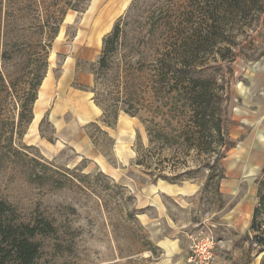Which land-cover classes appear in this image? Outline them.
Masks as SVG:
<instances>
[{"label":"rangeland","instance_id":"374dc122","mask_svg":"<svg viewBox=\"0 0 264 264\" xmlns=\"http://www.w3.org/2000/svg\"><path fill=\"white\" fill-rule=\"evenodd\" d=\"M131 1L0 0V201L18 221L41 215L59 228L60 238L41 240L38 264H160L148 221L158 232H177L184 257L191 235L210 232L218 242L212 264H260L258 248L243 235L230 248L219 238L234 234L222 224L236 205L257 203L258 185L250 194L246 183L264 179V12L234 32V44L200 55L229 69L218 82L222 139L204 134L194 150H177L179 160L164 150L163 173H188L171 184L156 178V157L147 172L134 164L137 151L149 147L147 115L120 113L106 127L90 92L88 63ZM43 73L36 90L41 117L32 131L20 115ZM219 157L225 182L214 164ZM234 162L242 170L230 176L226 164Z\"/></svg>","mask_w":264,"mask_h":264},{"label":"trees","instance_id":"16d2710c","mask_svg":"<svg viewBox=\"0 0 264 264\" xmlns=\"http://www.w3.org/2000/svg\"><path fill=\"white\" fill-rule=\"evenodd\" d=\"M263 12L264 0L131 1L128 12L103 37L95 63L88 64L92 101L101 111L103 125L114 126L120 113L147 115L149 147L137 151L135 166L150 171L149 160L156 157L161 166L154 168L159 170L156 178L174 184L188 173H163L164 150L174 151L172 158L179 160L177 150H194L204 134L222 139L218 90L224 85L218 82H224L229 69L208 64L200 55L216 54L217 47L234 44V32ZM3 57L8 60L7 51ZM43 77L44 73L37 77L23 105L20 118L27 124L33 119L32 105ZM221 158L214 161L219 178L224 172ZM177 168L175 163L170 170ZM256 184L257 203L242 238L258 248L264 264V179ZM17 218L13 207L0 201V264H38L41 240L60 238L59 228L41 215L29 222Z\"/></svg>","mask_w":264,"mask_h":264},{"label":"crops","instance_id":"0c3cea01","mask_svg":"<svg viewBox=\"0 0 264 264\" xmlns=\"http://www.w3.org/2000/svg\"><path fill=\"white\" fill-rule=\"evenodd\" d=\"M242 166L236 165L234 162L226 164V171L228 175L233 176L236 172L240 173V170ZM225 169V168H224ZM222 180L225 182L227 181L224 171V178ZM241 182H238L234 185L233 189L236 191V193H240L242 191ZM247 184V188L250 191V194L256 193V180L252 182V184ZM230 186L228 187L226 184L221 185L220 190L222 191H229ZM251 202V203H249ZM255 202L248 201V202H242L239 203L234 207V209L230 212V214L226 217L224 223L222 224V227L224 228V232L226 233H234L232 236L228 237L227 235H224V237L221 236L219 240H221L224 245H226V248H230L233 242L237 240V238H240L242 235H244L250 225V221L253 215V210L255 207ZM146 228L149 230V233L151 234V238L153 240L152 244L153 247L160 249V264H184L183 262V253L179 251L178 248V240L174 237V234L177 232L171 233H163L166 232L164 229H160L159 232L156 229H153V223L150 221L146 222ZM231 230V231H230ZM223 233V231H222ZM232 239V240H230ZM221 252V251H220ZM180 253L182 255H180ZM219 253V252H217ZM180 255V256H179ZM185 261V257H184ZM169 262V263H168Z\"/></svg>","mask_w":264,"mask_h":264},{"label":"built area","instance_id":"2783aa9c","mask_svg":"<svg viewBox=\"0 0 264 264\" xmlns=\"http://www.w3.org/2000/svg\"><path fill=\"white\" fill-rule=\"evenodd\" d=\"M216 238L209 233H194L189 237L185 264H212L216 254Z\"/></svg>","mask_w":264,"mask_h":264},{"label":"bare ground","instance_id":"6f19581e","mask_svg":"<svg viewBox=\"0 0 264 264\" xmlns=\"http://www.w3.org/2000/svg\"><path fill=\"white\" fill-rule=\"evenodd\" d=\"M122 7H124V6H122ZM107 20H103V21H101L100 22V26H102V24L104 23H107L106 22ZM42 94V93H41ZM39 98H41V95H40V97ZM39 98H38V100H36V102H35V108H34V121H33V123H32V127H31V130L32 131H35V128H36V125H37V123H38V121H39V119H40V117H41V110H40V102H39Z\"/></svg>","mask_w":264,"mask_h":264},{"label":"water","instance_id":"95a60500","mask_svg":"<svg viewBox=\"0 0 264 264\" xmlns=\"http://www.w3.org/2000/svg\"><path fill=\"white\" fill-rule=\"evenodd\" d=\"M33 121H34V118L32 119L31 123H33ZM31 123L29 125H31Z\"/></svg>","mask_w":264,"mask_h":264}]
</instances>
